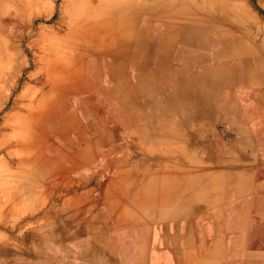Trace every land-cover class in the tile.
Wrapping results in <instances>:
<instances>
[{"label":"crops","instance_id":"1","mask_svg":"<svg viewBox=\"0 0 264 264\" xmlns=\"http://www.w3.org/2000/svg\"><path fill=\"white\" fill-rule=\"evenodd\" d=\"M142 41L118 60L84 64L78 121L60 151L65 177L104 179L93 209L105 200L125 209L108 230L109 264H264V123L237 104L243 82L230 91L228 59L205 58L200 70L166 60L158 36ZM207 148L215 168L179 169L182 157L197 161ZM76 193L77 211L85 209L89 197ZM65 202L51 214L60 229L48 242L70 239L67 211L59 218Z\"/></svg>","mask_w":264,"mask_h":264},{"label":"rangeland","instance_id":"2","mask_svg":"<svg viewBox=\"0 0 264 264\" xmlns=\"http://www.w3.org/2000/svg\"><path fill=\"white\" fill-rule=\"evenodd\" d=\"M164 5H174L181 12L190 11L204 22L211 21L214 26L204 28L207 31L200 29L198 33L158 28L147 31L143 28L141 24L148 19L169 21L160 13ZM0 7L4 25L0 27V69L6 81L0 92V247L4 249L0 264H109L108 255L101 251L103 244L99 245L94 233H90L94 229L100 230L97 223L105 217V211L93 209L96 201L92 198L101 190L104 179H77L65 177V172L60 175L53 172L56 166L65 162V158L61 154L56 158L54 153L57 151L51 153L58 129L48 119L45 122L46 146L50 147L52 158L44 163L38 158L21 159L19 145L33 134L30 128L38 126L30 113L45 112L43 114L51 118L54 103H59L64 130L75 126L79 117V78L84 72V64L113 59L108 52L121 54V48L126 52L131 42L141 44L148 35L150 38L158 36L165 45L167 57H170L171 49L177 47L170 58L181 63L198 64L194 65L200 70L205 58L227 62L226 55H219L227 53L229 38L264 56V0H3ZM121 18L131 28L121 30L119 35L115 25ZM120 37L129 39L122 41ZM196 37L202 41L199 46L195 43ZM207 44L210 48L204 50ZM71 47L79 51L74 57H71ZM137 57H141V53ZM239 58L244 59L243 56ZM65 62H70V66L75 64L73 75L65 74L61 68ZM249 67L240 60L228 59L229 89H237L235 82H243L239 88L247 95L244 93V97L235 99L237 104L244 107L250 121L254 120L255 113L264 123V65L259 66L262 73L255 76L250 74ZM250 84L256 91L248 88ZM65 85H75L77 90L65 89ZM259 91L262 92L261 98ZM56 95H59V101L55 100ZM258 99L263 102L261 105L257 103ZM245 142L249 143L248 140ZM55 146L58 147L56 143ZM251 147L246 145L243 149L251 152ZM212 152L207 148L202 154L204 157H198L197 161L185 162L182 157L179 169L215 168ZM187 180L188 177L180 179L181 183ZM77 190H85L90 199L85 209L78 211ZM12 197L18 201L16 205H9ZM63 200L68 209L59 211V218L63 214L64 220L67 211V231L77 229L75 223L85 220L88 223L84 226L86 235L81 232L63 243L48 242L46 235L60 229L51 225L54 222L51 214L60 209ZM99 215L102 219L96 218ZM106 229L103 224L101 230ZM106 236L101 235L99 239H108ZM84 237L86 239L81 240ZM109 241L108 246H112L110 235Z\"/></svg>","mask_w":264,"mask_h":264},{"label":"bare ground","instance_id":"3","mask_svg":"<svg viewBox=\"0 0 264 264\" xmlns=\"http://www.w3.org/2000/svg\"><path fill=\"white\" fill-rule=\"evenodd\" d=\"M172 4V3H171ZM162 13V15L164 17H168L169 18V21H165V22H161V21H154L152 19H148L146 21H144L141 26L147 30V31H150L152 29H156L158 28L159 30L160 29H165V30H173L175 31L176 29H179V30H186L185 32L187 31H190V30H193L195 31L196 33L200 32L201 30L200 29H204V28H213L214 25H212V22L209 21V22H204L202 20L201 17H197L195 14H193L192 12L188 11V12H181L180 10H178V7L176 8V6L174 5H164L163 6V10L160 12ZM146 17V16H145ZM151 18V17H150ZM113 23V22H112ZM111 25V24H110ZM107 28H109V26ZM117 27V34L120 35L121 33V30H127V29H130L131 26H129V23H127V21H125V19L121 18L115 25ZM114 27V26H113ZM111 26V28H113ZM106 31V29H105ZM104 31V32H105ZM114 31V30H113ZM128 32V31H127ZM171 32V31H170ZM123 33V32H122ZM126 35V34H125ZM195 35V34H194ZM228 37V36H227ZM194 38V37H193ZM197 39H195V43L199 46L201 45L202 41L200 40V38L196 37ZM229 38V37H228ZM232 38V36H231ZM121 39V37H120ZM129 37L125 38V39H121L122 41H128ZM236 39H230L229 38V47H228V50H227V53H223L220 56L223 57V55L227 57V59L230 60V58L236 60V61H242L244 63H246L249 67V69H251V73L252 75L255 76V74L257 73H262V71H260L261 69H259V66H262V64L264 65V56L262 54H258V52H256L255 50L253 49H248V48H245L243 47L241 44L239 45V42L237 41H234ZM82 41V40H81ZM84 42V41H83ZM120 43V42H119ZM125 43V42H123ZM89 45V44H88ZM214 46V45H213ZM222 46V44H221ZM86 47V45L84 46ZM83 47V48H84ZM82 47L80 49H83ZM219 48V47H218ZM222 48V47H221ZM224 48V47H223ZM226 48V47H225ZM70 49L71 50V57H74L79 51L78 49H74V47H71ZM122 49V54L120 55L119 53L117 52H108L109 55H112V57L117 54H119L118 56H116L118 60V57L120 56H124L125 55V52H124V48H121ZM217 50V49H216ZM252 50V51H251ZM225 51V50H224ZM107 53V54H108ZM124 53V54H123ZM100 55V54H99ZM258 55V56H257ZM101 56V55H100ZM239 56H243L244 59H240ZM70 58V56H68ZM95 58V57H94ZM170 58V57H167L166 55V60ZM239 65V64H238ZM237 65V67H238ZM218 67V66H216ZM236 67V66H235ZM61 68L64 69L63 71L65 72V74H69L71 73V75H73V72L76 71L75 69V64L72 63V65L70 66V62H65L61 65ZM56 70V68L54 69ZM236 70V69H235ZM245 70V69H244ZM238 72V71H237ZM62 73V71H61ZM75 75V74H74ZM59 79V78H58ZM240 79V77H239ZM71 89L76 91L77 88L75 87V85H73L72 87L70 86H67L65 85V89ZM251 87V88H250ZM250 90L253 89V91H256V88L254 89L252 84L249 85L248 87ZM239 90V89H238ZM242 90V89H241ZM240 90V91H241ZM243 93V91H241ZM249 92V90H248ZM61 93V92H60ZM244 93H246L247 95V92L245 91ZM261 94L262 92L259 91V98H261ZM59 95H56L54 98L55 100L59 101L60 98L58 97ZM52 102V101H51ZM259 105H261L263 102L261 100L258 99V102H257ZM55 105L53 106V108H55V111L52 113V116L51 118L47 117L45 114V112H31L30 115H34V119H35V122L36 124H38V126H35V127H31V132H33V134L30 135L29 139L26 140L24 143H21L19 146L20 148V151L18 153L19 157L21 159L25 158L26 160H34L36 158L40 159V161H42L43 163L46 162V160L52 158L50 157V152L48 149H50V147H47V143H46V130H45V122L47 121H51L52 125L54 127H56L58 129L57 131V136H56V140L53 142V147L51 150V153L52 152H56L57 153L55 154L54 153V156L56 158L57 155L60 154V151H61V148L63 146V142H61V140L63 139V136L65 135L64 132V117L61 115L60 113V105L59 103H54ZM59 105V106H58ZM62 106V105H61ZM38 113V114H37ZM48 113V112H47ZM49 115V114H48ZM47 117V118H46ZM71 117V116H69ZM71 123V122H70ZM34 126V125H33ZM38 127V128H37ZM29 130V129H28ZM30 131V130H29ZM24 132V131H23ZM26 132V131H25ZM35 132V133H34ZM19 133V132H18ZM20 134V133H19ZM13 135V134H12ZM18 135V134H16ZM25 135V134H24ZM20 136V135H19ZM21 139V138H20ZM21 142V141H20ZM55 143L56 145L58 146L56 148L55 146ZM53 156V154H52ZM24 159V160H25ZM54 159V157H53ZM50 161V160H49ZM61 162V161H60ZM22 163V162H21ZM26 163V162H25ZM20 164V163H19ZM37 164V163H36ZM26 165V164H25ZM18 166V165H16ZM46 166V165H45ZM19 167V166H18ZM32 167V166H31ZM36 167V166H35ZM64 167H65V162L63 163H60V165L56 166L55 169H54V173L56 175H60L62 172H64ZM39 169H42V168H39ZM44 169V168H43ZM25 170V169H24ZM23 170V171H24ZM35 170V169H34ZM26 171V170H25ZM29 171V170H28ZM49 171V170H48ZM46 173V172H45ZM40 176V175H39ZM53 177V176H52ZM110 187V186H109ZM114 192V191H112ZM116 194V193H115ZM105 195V194H104ZM16 202H18L17 200H15L13 197L11 199H9V205H16ZM103 207V206H102ZM101 207V208H102ZM100 211H105V213H103L105 215V217L103 216L104 220H103V224L104 226H106V230H102L103 232L100 233L101 231L99 229H94V231H90V233H94V238L98 239L99 240V245H102L103 244V248H102V252L104 254H109V251L110 249L112 248V246H108V243H110L109 241V233H108V230L111 228L109 225H111V222L113 223V219H114V216H115V213L116 212H120V207H119V203H116L115 204H109L108 201L105 200V207L103 209H99ZM125 211V209H123ZM121 210V213H123L124 211ZM96 218H101L102 217L99 215L97 216ZM85 221V220H84ZM83 223L81 222V225L80 223H75V226L77 229H70L67 231V237L68 238H73L75 237L77 234H79L80 232H83V233H86L87 230L85 231L84 230V226L86 225L85 223L87 222H84ZM95 222V221H94ZM77 224V225H76ZM81 227H80V226ZM70 226V225H69ZM64 233H60L58 234L60 237L63 236L61 235ZM107 234V238L108 239H99V236H103ZM111 240V239H110ZM105 241V242H104ZM106 246V247H105ZM4 254V249L0 247V255ZM102 254V253H101ZM107 258V257H106ZM110 259V258H109ZM106 260V259H105ZM108 260V259H107ZM111 260V259H110ZM104 262V261H103ZM114 262V261H113ZM83 263V262H82ZM112 263V262H111ZM86 264V263H85Z\"/></svg>","mask_w":264,"mask_h":264}]
</instances>
